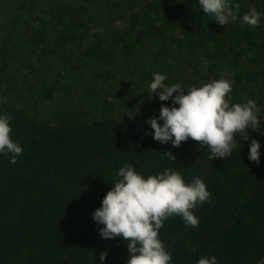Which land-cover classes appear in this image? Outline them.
Returning <instances> with one entry per match:
<instances>
[{
  "label": "trees",
  "instance_id": "trees-1",
  "mask_svg": "<svg viewBox=\"0 0 264 264\" xmlns=\"http://www.w3.org/2000/svg\"><path fill=\"white\" fill-rule=\"evenodd\" d=\"M231 3L237 19L220 25L198 0H0V115L23 149L15 164L0 154V264H99L101 251L127 264V242L92 218L125 164L199 176L211 194L197 227L164 220L170 264H264V0ZM156 72L184 87L225 77L230 104L256 101L258 129L236 133L226 159L191 138L161 144L146 134L171 106L149 92Z\"/></svg>",
  "mask_w": 264,
  "mask_h": 264
},
{
  "label": "clouds",
  "instance_id": "clouds-1",
  "mask_svg": "<svg viewBox=\"0 0 264 264\" xmlns=\"http://www.w3.org/2000/svg\"><path fill=\"white\" fill-rule=\"evenodd\" d=\"M198 3L202 11L220 25L237 19L234 9L239 5L231 0H198ZM240 19L255 27L261 17L257 13H245ZM166 79L164 74L153 73L149 92L160 101L171 99V106L162 104L159 115L146 121L153 130L146 134L161 144L171 142L173 147H179L191 138L208 147L210 159H226L238 147L236 133H247L243 140H248V130L258 129L256 101L248 99L242 104H230L231 84L225 77L188 87L180 83L167 85ZM10 120V116L0 115V154H10L9 162L15 164L23 149L11 139ZM260 149V141L251 139L250 161L260 163ZM166 154L175 160L171 153ZM115 175L101 206L92 213L97 226L103 225L99 228L100 236L103 239L121 237L127 242V264H170L172 256L158 233L164 220L174 216H180L185 225H199L193 210L210 198L205 182L199 176L186 182L174 168L145 176L131 164L120 167ZM107 255V251L100 252L99 264H104ZM196 264L219 262L215 256L205 255Z\"/></svg>",
  "mask_w": 264,
  "mask_h": 264
},
{
  "label": "rangeland",
  "instance_id": "rangeland-1",
  "mask_svg": "<svg viewBox=\"0 0 264 264\" xmlns=\"http://www.w3.org/2000/svg\"><path fill=\"white\" fill-rule=\"evenodd\" d=\"M173 95H175V94H173ZM149 101H154V100H149ZM170 101H171V99H170Z\"/></svg>",
  "mask_w": 264,
  "mask_h": 264
}]
</instances>
